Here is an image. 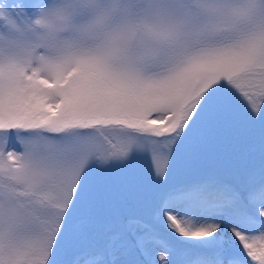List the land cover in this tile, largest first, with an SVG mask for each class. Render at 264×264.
Returning <instances> with one entry per match:
<instances>
[{
  "label": "snow or ice",
  "instance_id": "1",
  "mask_svg": "<svg viewBox=\"0 0 264 264\" xmlns=\"http://www.w3.org/2000/svg\"><path fill=\"white\" fill-rule=\"evenodd\" d=\"M0 264H264V0H0Z\"/></svg>",
  "mask_w": 264,
  "mask_h": 264
}]
</instances>
